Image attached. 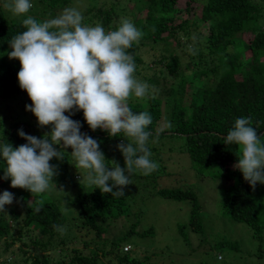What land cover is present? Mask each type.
I'll return each mask as SVG.
<instances>
[{"label": "trees", "instance_id": "trees-1", "mask_svg": "<svg viewBox=\"0 0 264 264\" xmlns=\"http://www.w3.org/2000/svg\"><path fill=\"white\" fill-rule=\"evenodd\" d=\"M105 1L109 8L92 6L81 13L82 23L100 24L109 31L118 28L121 20L127 18L142 31L139 43L133 44L128 52L136 64L134 75L149 85V94L143 100L130 101L129 106L134 113L146 111L152 117L146 129L153 134L148 147L151 159L159 168L149 176L131 174L132 184L124 187V196L104 194L92 187L87 191L78 189L67 204L47 193L33 198L24 189L10 187V180L0 184V189L7 186L23 196L22 211L0 212V237L5 236L4 247L20 242L26 249L21 254L24 260L15 264H98L100 257L110 264H151L150 257L140 258L128 250L122 251L126 245L131 249L130 241L135 236H150L149 229L137 233L134 224L119 238L106 239L107 222L124 220L138 224L131 215L132 199L160 196L179 203L189 202L190 215L187 223L179 226V233L185 238L186 228L202 233L199 213L202 205L198 197L185 189L157 188L161 179L172 177L173 169L182 165L193 167L199 177L211 176L208 179L218 182L220 215L247 226L252 238L261 241L264 184L258 183L253 190L242 173L231 168L237 163L238 149L225 145L222 137L234 127L237 118L251 117L252 126L257 129L258 136L262 134L264 141V0ZM70 3L71 0H36L34 18L38 22L56 18L59 10ZM25 18L22 15L8 22L0 10V101H23L20 112L12 119L0 118V140H7L14 148L26 143L18 136L19 129L38 138L50 131V126L36 127V118L25 110L31 101L18 85L20 63L8 61L9 42L25 30L22 23ZM24 116L32 121H24ZM71 119L80 122L82 133L100 142V150L107 160H115L124 167L123 156L116 147L123 137H109L100 129L90 130L82 112H75ZM173 143L180 144L176 158H184L182 162L174 160L170 148ZM55 147L61 150L62 145ZM64 151L61 153L64 160L53 158L50 163L63 172L62 180L70 182L71 149ZM106 163L111 165V161ZM3 170L4 163L0 160V177ZM41 200V210L36 212ZM129 217L132 218L128 220ZM57 226L64 231L71 229L77 239L61 237L64 231H57ZM55 239L58 242H54ZM79 242L88 254H82L83 249L67 250ZM218 244L239 250L238 245L230 242ZM57 250L59 258L53 263L48 252ZM32 251L47 254L32 256ZM16 256L17 253H12V257ZM220 258L218 256L217 260Z\"/></svg>", "mask_w": 264, "mask_h": 264}, {"label": "clouds", "instance_id": "clouds-1", "mask_svg": "<svg viewBox=\"0 0 264 264\" xmlns=\"http://www.w3.org/2000/svg\"><path fill=\"white\" fill-rule=\"evenodd\" d=\"M32 7L31 0H6L3 4L13 16L25 15ZM83 19L75 8H65L56 18L43 22L27 16L22 21L25 30L9 42V59L20 63L19 88L31 101L25 110L33 114L38 127L50 126V131L38 138L19 129L17 134L26 143L15 148L0 140V160L4 163L0 179L10 180V187L24 189L33 198L53 189L67 195L62 187L57 189L54 178L59 174L58 166L50 161L64 160L61 153L68 148L75 161L72 166L83 170L88 185L116 197L124 196V187L132 184L131 174L149 176L159 168L148 147L153 134L146 129L152 117L146 111L134 113L129 106L130 101L143 100L149 94V85L136 79L134 57L128 52L139 43L142 31L127 18L109 31L100 24L84 25ZM75 112L83 113L90 130L123 137L127 143L116 146L124 159L123 168L105 158L97 139L80 131V122L71 119ZM261 135L252 126L251 117H240L222 137L225 145L238 149L234 167L253 190L258 183L264 184ZM56 145H62L61 150ZM13 200V193H0V212ZM38 204L36 212L43 201ZM57 231L64 229L57 226Z\"/></svg>", "mask_w": 264, "mask_h": 264}, {"label": "rangeland", "instance_id": "rangeland-1", "mask_svg": "<svg viewBox=\"0 0 264 264\" xmlns=\"http://www.w3.org/2000/svg\"><path fill=\"white\" fill-rule=\"evenodd\" d=\"M5 2L6 0H0V10L4 12L7 21L13 22L20 19L21 16H13L8 10L3 8ZM31 3L35 5L36 0H31ZM92 6L109 8L105 0H71L69 6L65 8H75L81 13H85L88 10L87 8H91ZM33 7L25 14L26 17L35 16ZM64 9L59 10L57 15L59 16ZM128 14L132 13L128 12ZM9 60L17 61L16 59H9L8 57ZM22 102L19 99L0 101V118L7 117L12 119L15 114L20 112ZM23 120L32 121L28 116H24ZM179 145V143H173L170 146L174 154L175 162L177 160L181 162L184 160V158H176V150H179ZM74 164L75 161L72 158L69 165L70 182H65L61 179L63 176L62 171H58V176L54 178L57 189L59 190L62 187L67 195L55 189L46 192L55 200L58 198L63 199L64 201L62 200L63 202H60L64 204L65 202L67 204L68 201L73 199V196L79 191L78 189L87 191L92 188V186L88 185L83 170L77 169L76 171L72 166ZM231 168H234V166H231ZM196 173L197 171H194L193 167L189 165H182L179 169L174 168L172 177L161 179L157 188H179L189 190L195 194L202 205V209L199 211L203 227L202 233L192 232L189 228H186L187 238L182 233H179V226L187 223L190 215L189 202L179 203L164 199L160 196H153L147 197L146 199H140L139 197L133 198L131 201V215L138 221V224H129L128 221L124 220H108V233L105 238H119L130 226L135 224L137 233L149 229L150 236H138V238L135 236L130 241L132 245L131 249L127 245L126 248H128V253L132 252L140 258H152L151 264H264V219L261 225L263 227L262 240L256 241L252 238L251 231L247 226L230 221L220 215V200L218 199L216 191L218 183L216 182V184L208 179L212 178L211 176L205 175L204 177H199ZM181 180L185 182L182 183ZM5 183V179H0L1 185ZM3 191H9L14 195L13 203L6 205L5 211H10L11 209L22 211L23 208L20 205L21 201H23L22 194L10 191L7 186H3L0 189V193ZM261 204L264 206V199L261 200ZM136 213H138L137 216H135ZM131 218L129 217L128 220ZM64 235H66L67 239H77L71 229L65 230L61 234V237ZM221 241L236 244L239 250L231 249L226 244L221 247L218 244ZM4 242L5 236L0 237V264H15L24 260L21 254L26 249L23 248L20 242H16L9 248L4 247ZM26 242H29V239ZM54 242H58V240L55 239ZM101 242L103 241H97V243ZM124 247L122 248L123 252H125ZM90 248L94 249L93 246ZM71 249H79L80 251L83 249L81 251L82 254H88V250L83 248L80 242L67 248L68 251ZM12 253H17V256L12 257ZM31 254L32 256L37 255L41 257L47 253L32 251ZM48 255L50 261L53 263L59 258L58 250L55 253L48 252ZM218 256L222 259L217 260ZM64 257L67 258V256ZM100 258L101 261L98 264H110L107 262V259Z\"/></svg>", "mask_w": 264, "mask_h": 264}, {"label": "built area", "instance_id": "built-area-1", "mask_svg": "<svg viewBox=\"0 0 264 264\" xmlns=\"http://www.w3.org/2000/svg\"><path fill=\"white\" fill-rule=\"evenodd\" d=\"M124 250L126 251V250H128V248H125Z\"/></svg>", "mask_w": 264, "mask_h": 264}, {"label": "bare ground", "instance_id": "bare-ground-1", "mask_svg": "<svg viewBox=\"0 0 264 264\" xmlns=\"http://www.w3.org/2000/svg\"><path fill=\"white\" fill-rule=\"evenodd\" d=\"M126 252V251H125Z\"/></svg>", "mask_w": 264, "mask_h": 264}]
</instances>
